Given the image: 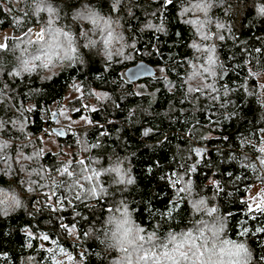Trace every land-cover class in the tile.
I'll list each match as a JSON object with an SVG mask.
<instances>
[{"label":"trees","instance_id":"trees-1","mask_svg":"<svg viewBox=\"0 0 264 264\" xmlns=\"http://www.w3.org/2000/svg\"><path fill=\"white\" fill-rule=\"evenodd\" d=\"M37 2L0 0V32L9 30L17 37L52 19L53 26L62 25L69 33L72 31L77 58L51 75L42 76L38 69L13 76V51L7 47L0 50V99L5 101L0 104V118H15L18 113L13 105L34 107L24 113L27 123L22 131L8 125L0 137H21L23 141L28 136L37 137L50 125L48 108L59 106L73 85L84 93L103 92L109 97V106L101 105L88 114L93 126L82 134L58 136L57 144L74 149L75 154L83 145L90 162L95 160L99 170L112 164L125 166L133 183L119 192L116 188L120 201L136 223L148 231L156 230L161 238L168 232L187 230L193 222L185 194L180 193L184 197L180 200L171 180L173 172L183 174L180 165H195L196 171L184 176L186 181L191 180L192 194L215 206L225 222V238L244 243L251 252V264H264V232H256L264 227V216L257 213L252 219L245 207L252 185L258 184L260 195L264 194V167L253 161L264 140V89L259 90L254 80V76L264 74V15L258 12L264 0H212L208 16L212 23L224 25L220 32L225 36L223 41H216L218 64L227 73L217 81V87L227 85V92L221 90L218 102L198 100L195 104L187 100L184 92L187 67L195 58L191 44L196 39L182 14L188 6L185 0H173L167 7L163 6L164 0H122L121 8L115 12L111 11L112 0H45V6L54 13H37ZM237 6L243 12L235 26L231 10ZM85 8L111 19L126 44L122 50L124 61L120 62L115 54L108 60L105 54L85 47V39L98 35L95 31H90L87 38L80 35L85 27L91 28L77 19V13ZM149 23L154 27H146ZM157 27L163 31H156ZM138 62L152 67L154 74L162 70L164 81L153 75L128 82L123 71ZM133 84L146 86L148 92L136 94ZM258 92L263 93L262 98ZM146 129L151 132L143 138ZM205 133L211 136L205 138ZM193 149H200L201 155L197 156ZM54 161L53 155L45 153L40 164L53 167ZM104 178L111 179L101 177ZM21 183L25 180H10L0 171V189L14 185L24 199L31 193H24ZM62 193H58L63 200L59 207L46 205L45 197L38 193L44 200L29 198L25 207L0 213V264H23L27 258L37 264H53L60 252L52 257L48 249L56 250L58 245L78 264H112L116 256L101 233L110 207L106 199L84 205ZM168 211L171 216L162 215ZM61 223L78 231L76 239L80 241L69 240ZM242 225L249 229L248 235H241ZM90 229L92 237L86 238ZM43 235H48L49 240L40 239Z\"/></svg>","mask_w":264,"mask_h":264},{"label":"snow or ice","instance_id":"snow-or-ice-1","mask_svg":"<svg viewBox=\"0 0 264 264\" xmlns=\"http://www.w3.org/2000/svg\"><path fill=\"white\" fill-rule=\"evenodd\" d=\"M185 2L188 6L183 11L192 17L186 19L185 23L194 28L193 36L200 41L197 42L194 39L191 44L195 52L200 55L196 57L199 63L193 65V71L187 78L188 81L197 80L200 83L195 88L189 87L188 93H199L200 96H206L207 99L218 102L221 100V90L227 92V85H221L218 88L217 81L223 79V76L227 73L223 71V65L218 64L219 57L217 56L215 43L204 44L201 42L223 41L225 36L220 30L224 28V25L217 24L215 32L208 28V25L212 23L208 16L209 9L213 6L212 0H185ZM172 3L173 0H164L163 6L167 7ZM121 5L122 0H112L111 11H118ZM45 11L54 13L51 7L45 6V0H38L36 12ZM258 12L264 15V5L259 7ZM77 19L91 25V28L85 27L80 35L87 38L90 31H95L101 36L100 41L88 40L85 47H96L98 44H102L107 59L111 60L113 53L109 51V45L114 40H123L122 36L115 34L111 19L99 15L90 8L78 12ZM52 23V19H49L43 29H36V39L27 41L28 44H39L40 46L34 53L30 54L29 58H24L22 53L19 66L12 73L13 76H21L23 73L31 74L37 72L38 69H51L57 63L71 62L77 58L74 55L77 53V47L74 45L71 33L61 29H53ZM146 27L153 28L154 26L149 23ZM156 31H163V28L157 27ZM28 32H32V29H29ZM25 35L27 36L28 33H25ZM2 40L3 38H0V49L6 47ZM24 52H27V48L24 49ZM218 67L220 68L219 72L217 71ZM76 91L79 92L80 89L77 87ZM0 95H3V93H0ZM196 98L199 99V97ZM4 103V99H0V104ZM12 107L15 108L18 115L15 118L9 117L7 120L0 118V132H4L8 125L18 127L22 131L27 123L24 113L34 110V107L25 109L22 105L19 107L13 105ZM76 111H79V109H76ZM60 114L63 115L64 113L61 112ZM53 115L55 116L56 113H53ZM66 118L69 117L66 116ZM261 131H264V129ZM150 132L151 129H146L144 134L148 135ZM63 134V130L56 131L58 136ZM29 143H31V140H29ZM26 146L18 144L15 156H12L7 151L12 147L11 139L0 142V165H4L5 168H10L13 163L19 165L20 171L26 172L29 177L27 182L40 188L47 185L40 184L39 180L47 178L53 170L60 176L67 177L68 181L63 183L53 181L50 193H45L47 199L53 201L54 204L63 203L61 195H58L61 189L63 190L62 194L71 193L76 200H81L85 195L101 198L102 194L105 193V189L100 184L102 176L110 177L111 182L118 185L133 183L131 178L125 179V174L121 173L119 167L113 166L101 172L99 169L92 168L90 164H86L84 159L61 162L53 168H45L43 165L33 167V164H39L43 156V149L34 151L31 155H25L23 148ZM193 151L197 156L201 155L200 149H193ZM259 152L264 153V147H261ZM245 159H247V156H245ZM260 163L264 165V157L260 158ZM251 166L254 167V165ZM180 167L184 170L183 174L173 172L172 177L174 178L171 180V186L176 188V195L180 197V200H183L184 197L180 196V193L190 194L192 187L191 180L185 181L184 176L189 172H195L196 167L195 165L190 167L180 165ZM32 176H36L38 179H31ZM29 191H35V188H29ZM19 204L20 202L14 196L0 200V206H7L8 208L17 207ZM121 204H123V201H121ZM204 205L205 201L203 199L192 201V207L197 212L204 210L208 215H212L217 211L215 207L203 208ZM245 207L247 214H251L252 219L256 218L255 214L257 213L264 216V198L260 200L254 198L252 204L245 202ZM109 211L113 210L109 209ZM115 212H118L119 215L110 216L108 224L113 226L111 239L114 243L111 247L123 254L119 264H251V252L244 243L221 239L222 223L219 226L217 224L211 226L204 224L201 227H194L180 233L168 232L166 238H161L156 230L148 231L145 227L136 223L126 206L123 209L116 208ZM162 215L171 216V211ZM60 227L67 234H72V228L69 225L61 223ZM242 229L241 235H248L249 229L243 225ZM256 232H264V227L257 228ZM40 239L48 241L49 236L43 235ZM52 243L58 245L56 240H52ZM48 251L52 254V257H55L58 251L65 255L69 262L74 259L59 245L56 250L50 248ZM261 259L264 260V257H261ZM55 264H63V262L55 261Z\"/></svg>","mask_w":264,"mask_h":264},{"label":"rangeland","instance_id":"rangeland-1","mask_svg":"<svg viewBox=\"0 0 264 264\" xmlns=\"http://www.w3.org/2000/svg\"><path fill=\"white\" fill-rule=\"evenodd\" d=\"M243 12V8L242 7H234L231 10L232 16L234 18V25L237 26L238 22L240 20L241 14ZM49 13V12H48ZM185 20L186 19H190L192 18L190 15H187L184 13V11L182 12ZM47 19V18H46ZM218 23H211L210 25H208V28L212 31L215 32L216 31V25ZM46 25L45 24H41V25H36V26H32L29 29H32V32H27L28 35L26 36L25 34L17 36V37H13L11 31L9 30H5L0 32V38H3L2 42L7 45L6 47L8 48V50L10 49L13 52H10V54H14L15 56V68L13 69V72H15L19 66L20 63V58H22V53H23V57L24 58H29L31 53H34L35 50L40 46L39 44H28L27 41L29 39L35 40L36 36H35V31L37 28H41L43 29ZM191 28H193L192 26H190ZM53 29H63V31L69 32V29L64 27V26H60V28L53 26ZM194 29V28H193ZM115 34L119 35L118 33ZM71 35H72V31H71ZM47 38V37H46ZM73 38V35H72ZM96 40V41H100L101 40V36L97 37H93L90 40ZM89 39H85V41H88ZM197 42L198 38H196ZM9 41H12V43H8ZM74 41V40H73ZM216 41H208V42H201L204 44H211V43H215L216 45ZM76 40L74 41V45L76 46ZM125 42L123 40H119V41H113L111 45H109V51H111L113 54H115L117 57L119 58V61H124V57L122 54V50H124L125 48ZM11 46V47H8ZM5 47V48H6ZM77 47V46H76ZM5 48H2L0 50H3ZM27 48V52H24V49ZM88 49H94L95 51H97L98 53L101 54H105L104 52V48L102 44H98L96 47H88ZM194 51V62L192 64H190V66L187 67V75H186V79L185 82L187 84L186 89H184L185 94L187 95V100L188 101H192L195 104V101H209V99H207L206 96H200L199 93H188V88L189 87H193L195 88L196 86L199 85L200 81L197 80H193V81H188V76L191 74V72L193 71V65L198 64L199 61L196 60V57L199 56V53H196L195 50ZM75 55V54H74ZM106 57V55H105ZM82 61V60H81ZM72 62H64V63H57L55 64L51 69H44L41 72L43 73L42 76L44 75H51L52 71L58 70L59 68H65L66 66H69ZM69 64V65H68ZM1 72V70H0ZM154 78H158L161 81H164V75L162 73V70L157 69L154 76ZM255 77V82L258 85V89H264V74L262 75H256ZM158 81V80H156ZM160 82V81H158ZM78 86L77 85H73L66 93V95L64 96V99L62 101V103L59 106L56 105H52L48 108V117H49V121H50V125L46 126L44 131L39 134L37 137L34 138H30L29 136L27 137L26 140H22V138L20 137V139L18 140H11L12 142V147L10 149H8L7 151L9 152L10 155L15 156L16 154V146L18 144H24L27 146L23 148V152L25 153V155H31L34 151H39L40 149H43V155L45 153H49L51 155H53V157L55 158V161L53 162L54 166L60 164L61 162H67L69 160H79V159H84L86 161V164H90L92 168L94 169H99V167H97V163L95 160H92L90 162V159L87 157V150L85 149V147L83 145L78 146V152L77 154H75V150L74 149H68L67 146H60L59 144H57L56 138L58 137V135H56V131L57 130H63V135H60L62 137H64L67 134L70 133H83L86 130L90 129L93 125L89 120L88 114L90 112L93 111V109H97L99 108L101 105H107L106 107L109 106V102L107 100V98H109L108 96H106L103 92H98V91H94L91 90L89 93H84L83 91H76V88ZM133 91L136 94H144L147 93L148 90L146 88V86L144 85H137V84H133L132 86ZM259 93V97L263 96V93ZM257 93V94H258ZM196 97H199V99H197ZM262 98V97H261ZM111 106V104H110ZM30 108V105H27V109ZM76 109H79V111H76ZM61 112H63L64 114H60ZM53 113H56V115L54 116ZM69 117V118H66ZM18 129V127H16ZM19 131V129H18ZM145 133V131H144ZM142 134V137L144 138L146 135ZM205 138H208L211 136V133H208L205 135H202ZM9 140V139H8ZM29 140H31V143H27L29 142ZM4 139H2L0 137V142H3ZM259 147H258V151L261 147H264V140H261L259 143ZM77 146V144H76ZM76 148V147H74ZM74 153V155H73ZM264 157V153H260L258 152V156L255 157V159L253 160L255 165H257L260 168H263L264 165H262L260 163V158ZM196 159H198V157L195 156ZM258 158V159H256ZM39 165H43L45 168H53V167H48L45 166V164H33V167H38ZM125 165V164H124ZM116 166L119 167L121 170L122 174H125V179L130 178L129 173L127 168H125V166H123L122 164L120 165H114L112 164L111 167ZM109 167V168H111ZM5 166L4 165H0V171H3L6 174V177L11 179H23L25 180V183H21V185L24 186L25 191L23 190L24 193H31L28 196H24V199H22V195L20 193V191L18 190V188H16L14 185L7 187L6 189H0V200L5 199L6 197L10 198L12 196H14L16 198V200H18L20 202L19 206L17 207H12V208H8L7 206H0V213L2 214H6L7 212H11L14 211L16 209H21L23 208V205L25 207V201H30L29 198L32 199H37V201H39V199L42 201L44 199H41L42 195L45 197V204L46 205H50L51 207L55 208V207H59L60 203H53V201L51 202L50 200L47 199L45 193H50L51 188L53 186V181H55L56 183H63L65 181H68L67 177H62L60 176L57 172H55L54 170L50 172L49 176L45 179H40L39 182L40 184H45L47 185L46 187L40 188V187H36L35 185H31L29 184L27 181L29 179L28 175L26 172H22L20 171V167L19 165L13 163L12 166L10 168H6L4 169ZM101 172H103V169H100ZM102 177H107V176H102ZM31 179H38L36 176H32ZM185 180V178H184ZM186 181V180H185ZM13 184L16 185V183L14 181H12ZM100 184L101 186L105 189V193L102 194L101 198H95V197H91V196H83L81 200H79V203H82L84 205H91L93 203H95L96 200L99 199H106L107 201V205H110V207H107V213L104 216V220H103V224H102V230L101 233L103 235V238L105 239V243L107 245V247H109L113 253L115 254V260H112V264H119V261L121 259V257L123 256L122 253H120L117 249H114L111 247V245L114 243V241L111 239V231L113 226L108 224V219L110 216L112 215H119L118 212H115L116 208H121L123 209L125 207V204H121L120 198L118 196V192L121 190L126 189L130 184H122V185H118L115 183L111 182V179H101L100 180ZM17 186V185H16ZM179 186H183V185H179ZM87 187V186H86ZM29 188H35V191H29ZM114 188V191H113ZM116 188H118V192L116 191ZM260 191L261 188L259 187L258 184L256 185H252L250 188V191L247 195V203L252 204L253 200L255 198V200H260L262 198H264V194L263 196L260 195ZM59 192H63V190L61 189V191ZM58 192V193H59ZM22 193V194H24ZM38 193L42 194V195H38ZM187 199V202L189 203V206L191 208V212H192V218H193V222L191 223V226L187 229H193L194 227H201L204 224H207L209 226L213 225V224H217L218 226L220 225V223H222L223 225V231L221 232V239H226L225 238V222L224 220H222V218L219 216L218 212L216 211L214 214L212 215H208L206 213V211L201 210L199 212H197L193 207H192V201H198L203 199L205 201V205L203 206V208H208V207H215L212 206L213 204L208 203V201L202 197H196L194 196V194H192V191L190 194L188 193H184ZM59 195V194H58ZM66 198H70L71 196H73V194L71 193H66L64 194ZM53 200H55V198H53ZM209 200H212L211 198H209ZM94 201V202H93ZM24 202V203H23ZM117 202V203H116ZM52 203V205H51ZM37 205H39V203H37ZM254 206V205H253ZM109 209H112L113 211H109ZM218 218H220L218 220ZM186 230V229H185ZM183 230V231H185ZM78 231L75 232L74 229H72V234L68 235L69 236V240H72L73 242H79V239H76V233ZM182 232V231H181ZM180 233V232H179ZM208 235H210V233H208ZM85 237L86 238H91L92 237V230L90 229L89 231H87L85 233ZM166 238V237H165ZM42 240H40L41 242ZM74 258V257H73ZM55 261H61L63 262V264H78L77 262H75V258L73 259L72 262H69L67 260V257L65 255H63L62 253H60V255L58 257H56L55 259L52 260L53 264H55ZM23 264H37L36 260H32L30 258H27L24 260Z\"/></svg>","mask_w":264,"mask_h":264},{"label":"water","instance_id":"water-1","mask_svg":"<svg viewBox=\"0 0 264 264\" xmlns=\"http://www.w3.org/2000/svg\"><path fill=\"white\" fill-rule=\"evenodd\" d=\"M153 75V68L143 62H138L123 71L124 78L130 83H133L140 78L152 77Z\"/></svg>","mask_w":264,"mask_h":264}]
</instances>
